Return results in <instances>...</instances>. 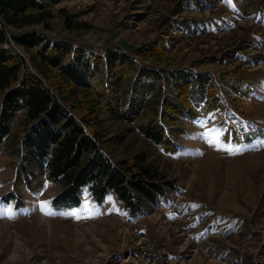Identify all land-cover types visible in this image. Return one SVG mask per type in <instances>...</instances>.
I'll return each instance as SVG.
<instances>
[{
    "label": "rangeland",
    "instance_id": "1",
    "mask_svg": "<svg viewBox=\"0 0 264 264\" xmlns=\"http://www.w3.org/2000/svg\"><path fill=\"white\" fill-rule=\"evenodd\" d=\"M41 1L53 16L48 27L8 31H40L94 53L124 50L150 68L209 72L223 106L206 118L165 119L173 151L99 112L113 160L145 154L176 185L136 216L112 194L96 203L88 189L80 206L53 207L61 187L45 179L20 193L22 206L3 202L23 165L11 151L29 126L19 112L0 151V264H264V0ZM120 75L129 90L134 71L125 66ZM72 102L79 117L88 113L82 97ZM238 135L242 144L231 138Z\"/></svg>",
    "mask_w": 264,
    "mask_h": 264
},
{
    "label": "trees",
    "instance_id": "2",
    "mask_svg": "<svg viewBox=\"0 0 264 264\" xmlns=\"http://www.w3.org/2000/svg\"><path fill=\"white\" fill-rule=\"evenodd\" d=\"M52 17L41 0H0V151L19 112H25L29 123L18 145L10 149L23 162L16 176L18 185L2 201L22 206L20 193L35 191L45 179L61 187L52 200L58 209L80 206L81 194L88 189L96 203L101 205L112 194L132 216L139 215L176 185L146 163L145 154L133 156L131 162L113 160L104 149L107 144L96 117L100 111L112 113L154 144L173 151L174 134L164 120L175 114L197 120L221 109V97L214 92L217 84L209 72L150 68L124 50L94 53L65 40H52L40 31L12 34L7 29L40 23L48 27L46 21ZM71 23L66 16L70 28L80 27ZM146 49L155 54V46ZM125 66L135 73L129 90H122L120 74ZM164 91L167 95L159 99ZM78 97L88 111L81 117L73 111L72 100ZM152 98L158 103L150 108ZM91 114L95 119L88 118ZM231 138L242 144L241 136Z\"/></svg>",
    "mask_w": 264,
    "mask_h": 264
},
{
    "label": "snow or ice",
    "instance_id": "3",
    "mask_svg": "<svg viewBox=\"0 0 264 264\" xmlns=\"http://www.w3.org/2000/svg\"><path fill=\"white\" fill-rule=\"evenodd\" d=\"M240 149H237V151H239ZM50 214V213H49ZM75 214V213H74ZM10 218H11V216H10ZM79 218V217H78Z\"/></svg>",
    "mask_w": 264,
    "mask_h": 264
}]
</instances>
